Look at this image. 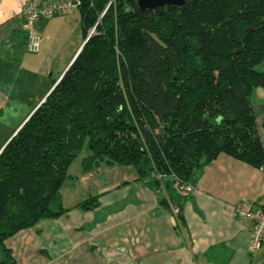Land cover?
<instances>
[{"label":"trees","instance_id":"trees-1","mask_svg":"<svg viewBox=\"0 0 264 264\" xmlns=\"http://www.w3.org/2000/svg\"><path fill=\"white\" fill-rule=\"evenodd\" d=\"M75 1L78 53L0 149V264H14L8 238L64 213L60 190L82 153L83 172L133 167L178 207V226L179 186L194 187L219 154L264 167L250 103L264 90V0L146 11L137 0Z\"/></svg>","mask_w":264,"mask_h":264},{"label":"crops","instance_id":"crops-1","mask_svg":"<svg viewBox=\"0 0 264 264\" xmlns=\"http://www.w3.org/2000/svg\"><path fill=\"white\" fill-rule=\"evenodd\" d=\"M27 1L0 0V102H42L83 43L74 8L40 22V51L28 53L21 17ZM258 135L264 150V124ZM71 165L60 190L64 213L5 241L14 264H264V243L248 249L251 221L234 215L239 202L264 204V167L219 154L180 204L178 226L162 192L139 180L133 167L99 165L83 172L80 164ZM91 197L94 209L78 208Z\"/></svg>","mask_w":264,"mask_h":264},{"label":"built area","instance_id":"built-area-1","mask_svg":"<svg viewBox=\"0 0 264 264\" xmlns=\"http://www.w3.org/2000/svg\"><path fill=\"white\" fill-rule=\"evenodd\" d=\"M78 4V1L75 0L59 3L28 0L21 12L27 52L37 54L40 51V38L37 33L40 22L66 14L77 8ZM193 190L194 187L191 184H181L179 186V191L186 197L190 196ZM170 212L177 221L180 213L178 207L170 205ZM234 215L239 220L248 219L251 221L248 249L249 252L259 249L264 243V204L260 208H255L252 203L239 202L234 206Z\"/></svg>","mask_w":264,"mask_h":264},{"label":"rangeland","instance_id":"rangeland-1","mask_svg":"<svg viewBox=\"0 0 264 264\" xmlns=\"http://www.w3.org/2000/svg\"><path fill=\"white\" fill-rule=\"evenodd\" d=\"M93 29L88 32V35ZM87 35V36H88ZM257 71L264 72V60L256 67ZM63 74V73H62ZM61 74V75H62ZM61 75L56 79L59 80ZM30 92V91H29ZM28 90L25 92L27 95H31ZM29 100V97L27 101ZM0 102V149L3 144L9 139L13 131H15L19 124L23 121L25 116L37 105L38 102ZM264 90L256 89L250 97L251 107L255 115V122L257 117V130L261 133L262 137V124H264ZM82 153L78 159L74 160L71 164L72 168L79 166L80 159L84 156ZM72 172V171H71Z\"/></svg>","mask_w":264,"mask_h":264},{"label":"water","instance_id":"water-1","mask_svg":"<svg viewBox=\"0 0 264 264\" xmlns=\"http://www.w3.org/2000/svg\"><path fill=\"white\" fill-rule=\"evenodd\" d=\"M186 1L187 0H137V7L141 11L162 9L164 7L180 8L185 6ZM91 33L87 36L86 40L90 37Z\"/></svg>","mask_w":264,"mask_h":264}]
</instances>
